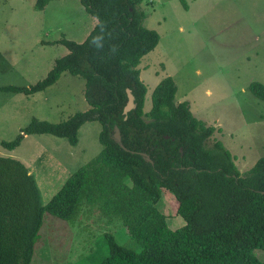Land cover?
I'll list each match as a JSON object with an SVG mask.
<instances>
[{"label": "trees", "instance_id": "obj_1", "mask_svg": "<svg viewBox=\"0 0 264 264\" xmlns=\"http://www.w3.org/2000/svg\"><path fill=\"white\" fill-rule=\"evenodd\" d=\"M50 1L36 0L35 7L43 10ZM80 1L97 19L85 41L58 40L69 53L44 79L4 89L34 94L69 72L85 80L89 108L61 122L33 118L2 146L14 150L26 135L45 133L76 145L81 126L98 120L103 148L46 204L27 165L0 155V264H32L47 213L98 227L93 211L104 217L105 232L87 256L92 264H264L256 254L264 250V156L241 174L221 140L210 145L215 126L198 119L188 101H175L178 86L172 76L155 87L146 112L147 86L138 66L161 36L145 25L149 12L143 0ZM128 88L136 108L125 119ZM249 89L264 101L262 82H251ZM115 125L125 148L112 137ZM167 192L184 220L175 229L169 225ZM116 226H123L141 249L120 244L111 230Z\"/></svg>", "mask_w": 264, "mask_h": 264}, {"label": "rangeland", "instance_id": "obj_2", "mask_svg": "<svg viewBox=\"0 0 264 264\" xmlns=\"http://www.w3.org/2000/svg\"><path fill=\"white\" fill-rule=\"evenodd\" d=\"M185 1L188 8L182 0L142 2L149 12L145 25L161 36L138 66L147 86L144 110L152 107L155 87L172 76L178 86L175 101H188L198 119L215 126L210 145L221 140L243 174L264 156V101L249 89L253 81L264 84V0ZM35 4L0 0V155L27 165L46 204L73 173L100 154L103 125L98 120L84 123L76 145L45 133L26 135L14 150L2 146L33 118L61 122L89 108L85 80L69 72L34 94L4 89L30 87L44 79L56 60L69 53L57 41L81 43L97 23L80 0H51L43 10ZM166 195L169 225L175 229L184 220L176 214L175 198ZM90 217L100 221L98 227L47 213L32 264H92L87 256L105 232V219L99 211ZM111 230L120 244L141 249L123 226ZM256 254L264 260L263 249Z\"/></svg>", "mask_w": 264, "mask_h": 264}, {"label": "water", "instance_id": "obj_3", "mask_svg": "<svg viewBox=\"0 0 264 264\" xmlns=\"http://www.w3.org/2000/svg\"><path fill=\"white\" fill-rule=\"evenodd\" d=\"M127 95H128V101H127V104L125 105V108H124V115H125V119H127L128 117V113L135 109L136 108V103H135V96L132 92L131 89H127ZM112 137L113 139L120 144L121 147L125 148L123 142H122V135H121V131L119 129L118 126H114V131H113V134H112ZM168 137V136H166ZM142 155L149 161H151L149 155L147 153H142Z\"/></svg>", "mask_w": 264, "mask_h": 264}, {"label": "crops", "instance_id": "obj_4", "mask_svg": "<svg viewBox=\"0 0 264 264\" xmlns=\"http://www.w3.org/2000/svg\"><path fill=\"white\" fill-rule=\"evenodd\" d=\"M67 222V221H66Z\"/></svg>", "mask_w": 264, "mask_h": 264}]
</instances>
